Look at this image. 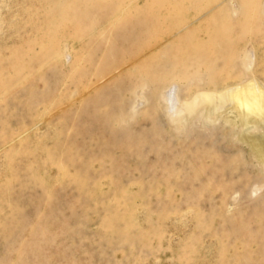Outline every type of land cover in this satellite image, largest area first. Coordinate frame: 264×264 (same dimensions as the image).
Listing matches in <instances>:
<instances>
[{
	"label": "rangeland",
	"instance_id": "rangeland-1",
	"mask_svg": "<svg viewBox=\"0 0 264 264\" xmlns=\"http://www.w3.org/2000/svg\"><path fill=\"white\" fill-rule=\"evenodd\" d=\"M234 5L0 0V264H264V169L238 137L264 146V121L169 119L264 88V0Z\"/></svg>",
	"mask_w": 264,
	"mask_h": 264
},
{
	"label": "bare ground",
	"instance_id": "bare-ground-1",
	"mask_svg": "<svg viewBox=\"0 0 264 264\" xmlns=\"http://www.w3.org/2000/svg\"><path fill=\"white\" fill-rule=\"evenodd\" d=\"M229 3L236 14L238 7L234 5V0H229ZM250 62L251 59L246 58V64ZM245 81L221 91L197 94L190 101H176L169 119L176 125H183L196 114L208 120H216L222 113L229 111L227 114L234 116L235 124H259L264 121V88L254 78ZM238 137L250 147L254 159L264 169V146L256 139Z\"/></svg>",
	"mask_w": 264,
	"mask_h": 264
}]
</instances>
